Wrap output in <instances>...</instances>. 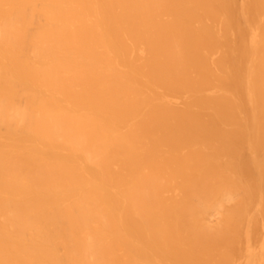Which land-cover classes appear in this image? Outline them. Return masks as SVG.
I'll list each match as a JSON object with an SVG mask.
<instances>
[{"label":"bare ground","instance_id":"bare-ground-1","mask_svg":"<svg viewBox=\"0 0 264 264\" xmlns=\"http://www.w3.org/2000/svg\"><path fill=\"white\" fill-rule=\"evenodd\" d=\"M0 264H264V0H0Z\"/></svg>","mask_w":264,"mask_h":264}]
</instances>
